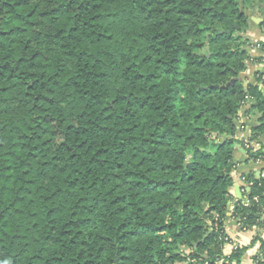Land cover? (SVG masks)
I'll return each mask as SVG.
<instances>
[{
	"label": "trees",
	"instance_id": "trees-1",
	"mask_svg": "<svg viewBox=\"0 0 264 264\" xmlns=\"http://www.w3.org/2000/svg\"><path fill=\"white\" fill-rule=\"evenodd\" d=\"M256 3L0 0V264H242L224 237L242 116L264 161ZM244 184L232 218L264 229V174Z\"/></svg>",
	"mask_w": 264,
	"mask_h": 264
},
{
	"label": "crops",
	"instance_id": "crops-1",
	"mask_svg": "<svg viewBox=\"0 0 264 264\" xmlns=\"http://www.w3.org/2000/svg\"><path fill=\"white\" fill-rule=\"evenodd\" d=\"M259 4V3H256ZM263 5V4H260ZM264 10L263 7L256 10H250L249 17V29L246 31L249 40L251 41L250 56L251 60L247 63V69L242 74V78L245 80L246 85H257V74L263 69L259 59L262 58V52L257 48L258 44L264 42ZM256 117L252 120L246 117H241V125L245 124L244 130L240 129L236 136L238 141L235 146L234 156L237 162V167L233 173L234 187L232 189V197L229 202V214L225 223V230L227 237L230 239V243L226 244L224 253L230 255L235 246L249 247L248 251L243 257L242 264H256L254 258L259 254V244L251 245L256 235H260L264 239V229L243 230L240 224L232 218V210L234 205L243 197V188L245 187L244 178L247 175H255L260 177L264 174V161L253 162L248 160L247 151L245 145L251 143V128L257 124ZM240 125V123H239ZM251 147L258 149L259 145L251 143Z\"/></svg>",
	"mask_w": 264,
	"mask_h": 264
},
{
	"label": "built area",
	"instance_id": "built-area-1",
	"mask_svg": "<svg viewBox=\"0 0 264 264\" xmlns=\"http://www.w3.org/2000/svg\"><path fill=\"white\" fill-rule=\"evenodd\" d=\"M257 48L259 49V50H261V52H262V61H261V65H262V67H263V70H264V42L263 43H261V44H258L257 45ZM244 126H240V129H242V130H244ZM249 147H251V143H247L246 145H245V148H249ZM224 240L227 242V243H230V239L228 238V237H224ZM236 247L237 246H235V249H236Z\"/></svg>",
	"mask_w": 264,
	"mask_h": 264
},
{
	"label": "water",
	"instance_id": "water-1",
	"mask_svg": "<svg viewBox=\"0 0 264 264\" xmlns=\"http://www.w3.org/2000/svg\"><path fill=\"white\" fill-rule=\"evenodd\" d=\"M261 7L264 8V5L255 4V5L252 7V10L254 11V10H256V9H258V8H261ZM236 29H239V27H236ZM232 31H233V28L231 27L230 30L228 31V33L232 32ZM223 33H224L223 31L220 32V34H223ZM207 51H209V47H207ZM229 205H230V203H229Z\"/></svg>",
	"mask_w": 264,
	"mask_h": 264
},
{
	"label": "rangeland",
	"instance_id": "rangeland-1",
	"mask_svg": "<svg viewBox=\"0 0 264 264\" xmlns=\"http://www.w3.org/2000/svg\"><path fill=\"white\" fill-rule=\"evenodd\" d=\"M249 12H250V10H249V11H247V14H248ZM236 145H237V144H236ZM236 145H235V146H236Z\"/></svg>",
	"mask_w": 264,
	"mask_h": 264
}]
</instances>
